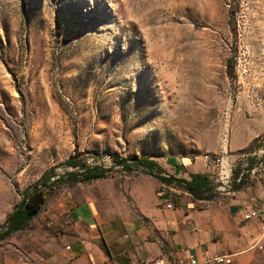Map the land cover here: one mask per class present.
<instances>
[{"label":"rangeland","instance_id":"obj_1","mask_svg":"<svg viewBox=\"0 0 264 264\" xmlns=\"http://www.w3.org/2000/svg\"><path fill=\"white\" fill-rule=\"evenodd\" d=\"M263 135L264 0H0V232L26 188L70 179V156L109 169L39 185L41 210L0 240V264L51 256L72 208L96 223L115 213L146 184L140 157L156 176L205 155L232 167L210 178L213 197L244 191L261 207L246 264H264V151L247 150Z\"/></svg>","mask_w":264,"mask_h":264},{"label":"crops","instance_id":"obj_2","mask_svg":"<svg viewBox=\"0 0 264 264\" xmlns=\"http://www.w3.org/2000/svg\"><path fill=\"white\" fill-rule=\"evenodd\" d=\"M159 169V175L174 179L209 175L203 160L179 157L159 163ZM146 175V184L133 188L131 198L101 223L90 216L88 207L86 215L77 212L80 206L72 208L70 218L77 225L55 239L51 256L39 254L36 264H152L157 258L180 263L190 257L216 264L212 259L220 254L230 255L231 264H246L258 230L256 219L242 218L253 206L242 199L244 191L231 198L199 200L179 184ZM162 188L164 193L159 192Z\"/></svg>","mask_w":264,"mask_h":264},{"label":"trees","instance_id":"obj_3","mask_svg":"<svg viewBox=\"0 0 264 264\" xmlns=\"http://www.w3.org/2000/svg\"><path fill=\"white\" fill-rule=\"evenodd\" d=\"M257 147H261L264 151V135L255 141L247 150L251 151ZM112 160V167L120 166L125 171H130L133 168L130 163L119 155H113ZM134 164L146 168L147 172L145 173L149 175L152 174V169L154 167H158L154 161L147 157H140ZM64 165L74 169L73 171L66 173L70 179H64V177L59 176L52 182L47 183L45 181L46 179L42 177L38 183H34L29 188L25 189L21 202L7 218L5 229L0 232V240L4 239L11 233L25 228L28 222L39 214L47 193V189H42L39 185L50 188L58 181L72 180L73 182H89L95 179L106 178L107 170H109L100 164L89 163L86 159L79 158L78 154L70 156L64 162ZM158 170L160 173L161 171L159 168ZM235 174L238 175V172ZM157 176L159 180L167 184L175 183L181 185L183 189L190 193L195 199L210 200L214 196V194H212L214 189L213 181L208 174L192 173L190 174V180L174 179L171 176ZM206 192H210L211 194L208 193V195H205Z\"/></svg>","mask_w":264,"mask_h":264},{"label":"built area","instance_id":"obj_4","mask_svg":"<svg viewBox=\"0 0 264 264\" xmlns=\"http://www.w3.org/2000/svg\"><path fill=\"white\" fill-rule=\"evenodd\" d=\"M204 160L206 162V165L209 169H211L212 174L210 175V178L213 181L220 182V184H224L225 182L229 181L230 178L232 177V167L231 165L225 161V158L223 155H205ZM241 173L237 177V181L241 180ZM164 176V175H163ZM165 177H167L165 175ZM160 193H164V189L159 190ZM167 207H170L171 204H166ZM260 216L259 214V207L258 206H253L248 209H245L243 212V219L245 220H251L258 218ZM66 249L69 248V246L65 247ZM213 262L216 264H231V256L230 255H216L213 259ZM152 264H201L198 260L195 258L190 257L187 259L185 262H176L170 259H165V258H157L156 260L153 261Z\"/></svg>","mask_w":264,"mask_h":264}]
</instances>
